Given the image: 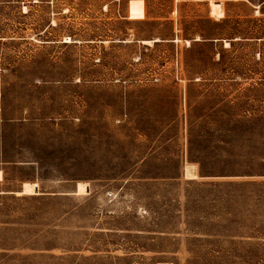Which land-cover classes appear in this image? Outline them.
Segmentation results:
<instances>
[{"label": "rangeland", "instance_id": "obj_1", "mask_svg": "<svg viewBox=\"0 0 264 264\" xmlns=\"http://www.w3.org/2000/svg\"><path fill=\"white\" fill-rule=\"evenodd\" d=\"M0 170V264H264V0H0Z\"/></svg>", "mask_w": 264, "mask_h": 264}, {"label": "bare ground", "instance_id": "obj_2", "mask_svg": "<svg viewBox=\"0 0 264 264\" xmlns=\"http://www.w3.org/2000/svg\"><path fill=\"white\" fill-rule=\"evenodd\" d=\"M68 41V40H67ZM69 42H71V40H69ZM229 44V43H228ZM228 46V45H226ZM0 179H2V172L0 171Z\"/></svg>", "mask_w": 264, "mask_h": 264}, {"label": "crops", "instance_id": "obj_3", "mask_svg": "<svg viewBox=\"0 0 264 264\" xmlns=\"http://www.w3.org/2000/svg\"><path fill=\"white\" fill-rule=\"evenodd\" d=\"M1 171V170H0ZM2 172V171H1ZM2 178H3V174H2ZM0 180H2V179H0ZM22 192H23V190H22Z\"/></svg>", "mask_w": 264, "mask_h": 264}]
</instances>
